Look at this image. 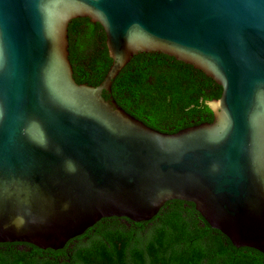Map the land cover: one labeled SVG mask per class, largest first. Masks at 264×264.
Listing matches in <instances>:
<instances>
[{"label":"water","instance_id":"95a60500","mask_svg":"<svg viewBox=\"0 0 264 264\" xmlns=\"http://www.w3.org/2000/svg\"><path fill=\"white\" fill-rule=\"evenodd\" d=\"M110 64L76 83L67 25ZM157 52L221 87L166 133L109 96ZM0 264H264V0H0Z\"/></svg>","mask_w":264,"mask_h":264},{"label":"trees","instance_id":"16d2710c","mask_svg":"<svg viewBox=\"0 0 264 264\" xmlns=\"http://www.w3.org/2000/svg\"><path fill=\"white\" fill-rule=\"evenodd\" d=\"M67 50L74 81L97 85L110 64L100 25L87 18L72 19L67 25ZM220 91L219 85L191 65L162 53L142 52L119 70L108 93L148 127L171 133L211 121L205 102L217 99Z\"/></svg>","mask_w":264,"mask_h":264}]
</instances>
